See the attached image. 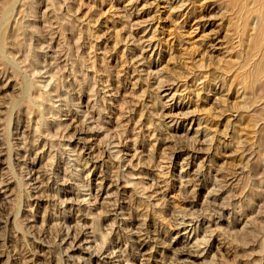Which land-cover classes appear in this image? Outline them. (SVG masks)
<instances>
[{
    "label": "rangeland",
    "instance_id": "rangeland-1",
    "mask_svg": "<svg viewBox=\"0 0 264 264\" xmlns=\"http://www.w3.org/2000/svg\"><path fill=\"white\" fill-rule=\"evenodd\" d=\"M228 3L0 0V264H264V76Z\"/></svg>",
    "mask_w": 264,
    "mask_h": 264
},
{
    "label": "bare ground",
    "instance_id": "bare-ground-1",
    "mask_svg": "<svg viewBox=\"0 0 264 264\" xmlns=\"http://www.w3.org/2000/svg\"><path fill=\"white\" fill-rule=\"evenodd\" d=\"M227 7L229 10H231L230 11L231 13L232 12L234 13L235 18H237L238 20H240L243 23V30L241 31L239 29L241 31L240 32L241 42H246L248 39L252 41V47L253 48H252L251 53H250V59H251L250 63L253 66V70L250 73L251 74L250 77L253 78V81L259 80V78L264 76V0H229ZM6 17H7V15H6ZM8 18H10V16H8ZM10 19H8V21ZM8 21L6 20V22H8ZM17 34H18V32H17ZM4 36L6 39V34ZM4 42H6V41L4 40ZM246 69H247V67H246ZM254 84H257V83H254ZM246 87L250 90V88H252V85H248ZM261 88L264 90V85L261 86ZM49 100H51V99H49ZM261 102H263V101L261 100ZM53 103H54V101H53ZM39 104H41V103H39ZM50 104H51V102H50ZM56 107H55V109H56Z\"/></svg>",
    "mask_w": 264,
    "mask_h": 264
}]
</instances>
